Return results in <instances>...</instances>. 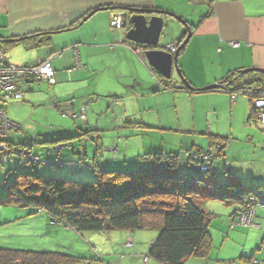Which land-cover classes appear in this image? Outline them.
Instances as JSON below:
<instances>
[{
    "label": "crops",
    "instance_id": "obj_1",
    "mask_svg": "<svg viewBox=\"0 0 264 264\" xmlns=\"http://www.w3.org/2000/svg\"><path fill=\"white\" fill-rule=\"evenodd\" d=\"M99 8L106 10L89 15ZM114 8L160 10L179 17L191 26V37L179 52L177 64L192 90L181 88V81L174 78V81H170L171 85L164 86V81L148 66L145 58L138 57L127 47L125 36L129 26L120 30L111 27V15L120 11L113 10ZM85 17L86 20L81 22ZM164 21L168 24V28L164 30L166 46L184 39V35L186 37V28L180 22L168 16L164 17ZM51 32L49 42L42 41L45 38L39 34ZM28 36L33 37L26 39L19 47L37 53L30 56L25 65L37 64L56 53L62 55L61 58L55 56L52 61L56 84L31 85L21 100L23 104L46 101L59 111H68L72 118L83 107L85 113L88 108L95 110L92 104L99 103L100 97L111 96V102L106 101L107 109L112 110L114 107V119L125 121L124 127L127 129H154V124H157L165 131H172L176 127L185 128L188 120L192 124L193 144L186 147L185 151L182 142L177 143L179 152L185 151L188 154L183 156L181 165H178V175L198 176L205 182L218 185L236 182L256 192L258 197L254 198L264 204V184L261 182L264 170L257 165L259 163L264 166V156L256 154L260 142L264 145V130L258 127L252 116L248 97L238 94L232 101L230 94L224 90L226 85L223 83L227 76L238 73L240 77L235 81L238 87L255 80H263L264 83V0H0V39L14 40ZM230 42H238L239 47H231ZM159 46L162 47L161 43ZM72 47H77L81 67L68 75L66 71L75 65ZM101 63L111 66L116 78L127 80L124 89L111 95L90 90L92 74L94 72L97 74L96 79L99 78L100 73L95 71V67ZM248 69L257 71L240 74ZM146 71L150 74L151 81ZM219 83L222 84V89L197 90ZM256 87V84L250 86ZM167 97L172 102L170 107L166 106ZM23 104L16 108L21 109ZM170 108L173 109L172 115H165ZM119 113L122 114L120 117ZM138 116L139 119H131ZM154 118L156 121H153ZM172 120L176 125L172 124ZM81 124L87 126V118ZM115 128L122 129L117 121ZM93 130L74 125L60 128L52 137L37 134L41 141L25 139L16 144H30L31 153L45 162L39 165V170L61 174L67 178H72L78 165H81L79 178H92L93 166L109 170L130 169L131 166L145 169L150 166V160L144 157L146 154L178 155L173 153L176 148L159 145L160 143L143 145L141 151L133 155L124 139L118 141L116 151L110 152L109 146L106 147L103 142L99 144L102 139L100 131ZM82 131H91V139L77 138ZM197 137H204L208 149L198 147L203 145L204 140L201 138L198 141ZM51 140L58 142L61 148L55 152L54 149L51 150ZM82 141L95 147L93 161L89 159L91 153L86 145L80 146ZM231 142L239 143L235 156H228L227 150ZM36 144L44 145L48 154L40 156V152L33 153L32 147ZM210 148L215 149V156L210 153ZM196 150L211 154L206 163V173L199 172L190 159L189 153ZM80 156H84V163L79 159ZM99 156L108 157L104 160ZM258 206L255 208L254 227L237 226L225 232V222L217 225L216 233L208 231L211 236L208 255L205 258L191 257L183 264H242V259L252 258L254 254L251 249L246 248L249 237L256 238L257 242L260 239L262 242L264 238V219L261 218L264 217V207ZM233 207L236 209L228 214L229 217L241 208L236 205L227 208ZM33 213L42 215L44 220L50 222L46 213L34 210ZM257 216H260L258 222L255 220ZM213 218L214 215L208 218V228ZM64 229L53 230L58 237L53 238L52 246L0 243V247L33 252H61L74 256L80 254L76 257L88 259L86 264H162L150 258L144 261L149 246L157 235L144 236L145 232L127 231L80 234ZM129 239L133 242L131 248L125 247ZM87 252L91 257L86 258ZM262 257L257 264H264V256Z\"/></svg>",
    "mask_w": 264,
    "mask_h": 264
},
{
    "label": "trees",
    "instance_id": "obj_2",
    "mask_svg": "<svg viewBox=\"0 0 264 264\" xmlns=\"http://www.w3.org/2000/svg\"><path fill=\"white\" fill-rule=\"evenodd\" d=\"M187 26L189 25H185L186 29ZM50 34L52 32L39 36L45 38L42 41L49 42ZM32 37L16 38L12 43L0 39V46L8 50ZM238 77L239 73L229 75L223 80L226 85L224 90L229 94L240 93L253 84L257 85L253 89H258L264 84L263 80H255L251 84L246 83L238 87L235 84ZM91 133L82 131L77 138L91 139ZM2 141L7 145L9 152L30 153L37 161H24L28 167L26 170L15 171L13 179L0 184V188L6 192V195L0 198V206L42 211L49 216V223L57 221L79 233H134L156 230L158 234L149 246L147 258L162 264H183L191 257L205 258L208 255L211 249L209 216L199 203L200 199L215 198L221 200L226 207L236 205L243 208L249 196L258 197L253 190L233 181L218 185L205 182L198 176L178 175L179 157L176 154H146L144 157L150 160V166L145 169H132L131 166L130 169L109 170L93 166L91 180L77 181L57 173L40 172L39 165L45 162H41L31 153L30 144H14L6 137ZM49 143L54 152L56 148H61L58 142L51 140ZM0 153L11 154L3 151ZM191 161L198 166V162L193 159ZM235 214L234 212L232 215ZM261 247L264 248V238ZM88 261L68 253L0 248V264H80ZM253 262L258 263L252 258L242 259V264Z\"/></svg>",
    "mask_w": 264,
    "mask_h": 264
},
{
    "label": "rangeland",
    "instance_id": "obj_3",
    "mask_svg": "<svg viewBox=\"0 0 264 264\" xmlns=\"http://www.w3.org/2000/svg\"><path fill=\"white\" fill-rule=\"evenodd\" d=\"M164 34L165 31L163 32L162 37L160 38L161 40L159 41L162 47H166V44L164 43V38H165ZM36 53H37L36 51H26L22 47L17 46L5 50V58L8 60L9 63L13 65L24 66L26 63H28L26 61L29 60L30 56ZM110 68L111 66H107L105 63H101L99 64V66L95 67V71L98 70L100 76L98 79H96L97 74L93 72L92 80L90 81L92 83V86L90 87L91 91L95 89L98 92H107L108 93L107 95H111L115 91L120 92L121 89H124V84L126 83L127 80H125V78L124 79L116 78L115 72L113 71V69ZM146 73L151 81L150 74L148 73V71H146ZM172 76L173 77L170 81H174L173 78L181 80L178 71H176V69H173ZM161 80L166 82L165 84L171 85V82L169 80H165L163 78H161ZM105 84L107 85V87ZM99 99H100L99 103L92 104L95 110L88 108V110L85 113V119L87 118L88 121L87 126L81 124L84 121L73 120L70 117L71 114L68 111L66 112L65 111L63 112L62 110L59 111L53 105L49 104V102L46 101L39 103L30 102L23 104L22 103L23 101H4L3 103L1 99L0 105L6 109L8 118L21 127L18 132H11L5 137L8 138L9 140L11 139L10 142L14 144L25 139L33 140L34 142H36L37 140L41 141V139L37 138V134H40L41 136L52 137V135H54V132L59 130L60 128L74 126V125H77L78 127L80 125L81 127L84 126L85 128L90 127L91 129H94L93 130L94 132L100 131L99 135L102 136V139L99 142V144L103 142V144L106 145V147L109 146L110 152H113V150L116 151V146H118V141H120L121 139H124L128 142L130 153L133 155H136L138 151H141V147L143 145H148L150 143L158 145L160 143L159 145L176 148V150H173L176 152L173 153L178 154L179 165H181L183 156L188 155L187 153H185L186 147H190L193 144V138H194L191 132L192 124L189 123L188 120L184 125L185 128L180 129L179 127H176L172 131L170 130L165 131L163 130V128H160L157 124H154L155 125L154 129L136 130L133 127L127 129L126 127H124L125 121H120V119L118 121L117 119H114V117L116 116V114L113 112L114 107L112 108L113 111L111 109L109 110L107 109L106 101L111 102L112 97L111 96L105 98L100 97ZM166 101H167L166 106L170 107L172 105L170 97H167ZM21 104H23L22 106H20L21 109H17L16 107H19V105ZM127 109H129V106H127ZM172 111L173 109L170 108L165 112V115L168 114L172 115ZM121 115L122 114L119 113V117ZM131 119H139V116L138 118H131ZM116 121L120 126V128H122L121 130L115 128ZM153 121H156V119L154 118ZM171 122L173 125L174 123L176 125V122H174V120H172ZM201 138L203 139L204 137ZM201 138L197 137V140L200 141ZM83 142L84 141L80 143V146L83 147L86 145L88 151H90L91 153L89 154V159L93 161V158L95 156V153H93V151L95 150V147L89 146L91 143H88L89 144L88 145ZM178 142H182L185 151L179 152V146L177 147ZM202 142H203L202 146H198L197 144L196 146L201 147L204 150L208 149L207 141L204 140ZM238 146L239 143L231 142L227 150L228 156H235V154L237 153L236 148ZM32 148H33L32 152L33 153L40 152V156H46L48 154V152L45 150L44 145L36 144ZM56 149L58 150L59 148ZM209 151L214 156L216 155L215 149L210 148ZM42 152L45 154H42ZM256 152L258 156H264V145L261 142L257 146ZM106 155H109V153H106ZM97 157L98 156H96V158ZM99 157L100 159L101 157H103V159L105 160V158H107L108 156H99ZM79 159H82L84 163L85 161L84 156L82 157L80 156ZM257 165L264 170V166H261L259 163ZM80 167L81 165H78L75 168L77 172L73 173L71 179L75 178L73 180H77V181L91 180L92 178H79L78 171ZM134 167L136 168V166H132V169H135ZM27 168L28 167L25 165L24 160L20 159L18 155L14 153H11L9 155L0 153V184L4 181H10L11 179H13L15 176V171L26 170ZM39 171L43 172L42 170ZM78 179H89V180H78ZM261 182H263L264 184V179ZM262 193L264 194V190L262 191ZM5 195L6 192L0 188V198L4 197ZM249 197H253V196H249ZM199 203H201L202 208L207 211L206 213L209 216L208 218H211L214 215V218L211 220L210 226L208 228V231L213 233L214 232L216 233L215 231L216 226L221 225L223 222H225V224L224 223L223 224L226 225L225 232H227V229L230 228L229 220L235 216L237 217L238 214L240 213L238 211L236 212L235 215H230L229 217L228 214L232 212L233 209H236V207H233L232 209L227 208L223 205L221 200L215 198L214 199L209 198ZM243 208H241V210ZM211 213L213 215H211ZM28 214H32V215H28ZM261 218L264 219V217ZM220 220L222 222H220ZM255 220L258 222L260 220V216H257ZM50 224L48 223V220L43 219L42 215L33 213L32 208L21 209L14 206H9V207L0 206V243H9L11 245H19V246L22 244L23 245L47 244L52 246L54 244L53 238L58 237V235L53 230L55 229L65 230L64 228L73 230L57 221H51ZM250 231L252 230H248V232ZM143 232H145L144 236L158 234L156 230L137 231V233H143ZM83 233L84 232H80V234ZM94 234H98V233H94ZM215 239L217 241V238ZM255 240L257 239L249 237L246 248L251 249V253L254 254V256L252 257L253 261L255 260L257 262L258 261L261 262L263 258L262 255L264 256V249L263 247H261L260 244L261 239L258 240V242ZM12 250L23 251L19 248H14ZM78 255L80 254H77L76 256ZM87 255L88 256H86V258L91 257V254L89 252H87Z\"/></svg>",
    "mask_w": 264,
    "mask_h": 264
},
{
    "label": "built area",
    "instance_id": "obj_4",
    "mask_svg": "<svg viewBox=\"0 0 264 264\" xmlns=\"http://www.w3.org/2000/svg\"><path fill=\"white\" fill-rule=\"evenodd\" d=\"M123 22V12L116 11L111 15L110 25L113 29L120 30L123 27ZM179 45L180 44L177 41H174L166 46V50L174 55ZM229 45L233 48L239 47L238 42H230ZM127 47L138 57L144 58V49L142 46L127 42ZM71 49L73 51L75 65L72 69L66 71L68 75L81 67L77 47H72ZM61 55V53H56L38 62L37 64L17 66L8 62L5 58V50L0 46V100L2 99V102L19 101L24 97L25 90L35 83H47L50 86L56 84V73L52 66V61L55 56L61 58ZM238 94H243L248 97L252 107V116L258 127L264 130V84L258 89L248 88L240 93H232L230 94L231 100L234 101ZM72 118L85 121V107H83L79 113L73 115ZM19 130L20 126L11 121L8 118L6 111L0 108V151L11 153L2 139L11 132H18ZM12 153L16 154L15 151ZM16 155L26 162L37 161V158L32 156L30 153L22 152L17 153ZM190 156L191 159L198 162L197 168L199 172L202 173L208 171L206 163L211 154L208 152L194 151L190 153ZM257 205H262L264 207L263 202H260L256 198H247L246 206L239 211L240 213L238 216L229 220L230 228L232 229L237 226L254 227L255 208ZM132 246L133 242L129 239L126 242L125 247L131 248ZM147 260L148 258L145 257L144 261ZM80 264H86V262H82ZM252 264H255V262Z\"/></svg>",
    "mask_w": 264,
    "mask_h": 264
},
{
    "label": "water",
    "instance_id": "obj_5",
    "mask_svg": "<svg viewBox=\"0 0 264 264\" xmlns=\"http://www.w3.org/2000/svg\"><path fill=\"white\" fill-rule=\"evenodd\" d=\"M99 10H106V8H99L93 10L89 15ZM124 22L123 27L129 26L126 32L125 39L127 42L142 46L144 49V58L148 66L161 78L165 80H171L172 71L176 69L178 71L181 88L193 89L182 77L179 70L177 59L179 52L187 44L191 37V28L187 26V34L184 40L181 38L177 42L180 44L176 53L172 55L166 50V47L159 46V40L164 30L168 28V24L164 21V17H172L183 26L186 25L179 17L160 10L153 9H140V8H124L123 9ZM126 14V15H125ZM86 17L81 22L85 21ZM14 40H6V43H12ZM257 70H243L240 74H246L249 72H256ZM222 84H214L206 88L197 89L198 91H211L216 89H222ZM194 91V90H193Z\"/></svg>",
    "mask_w": 264,
    "mask_h": 264
}]
</instances>
